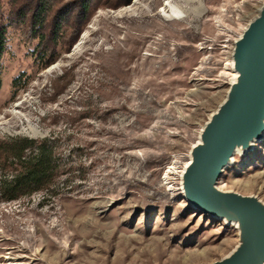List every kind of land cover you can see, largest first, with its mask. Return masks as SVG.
Returning <instances> with one entry per match:
<instances>
[{
    "label": "rangeland",
    "instance_id": "obj_1",
    "mask_svg": "<svg viewBox=\"0 0 264 264\" xmlns=\"http://www.w3.org/2000/svg\"><path fill=\"white\" fill-rule=\"evenodd\" d=\"M263 3L97 7L43 69L37 41L10 30L0 141L53 140L62 169L51 193L0 200V264H212L230 254L236 226L191 207L181 176L236 76L235 41ZM218 188L264 202V140L235 157Z\"/></svg>",
    "mask_w": 264,
    "mask_h": 264
},
{
    "label": "water",
    "instance_id": "obj_2",
    "mask_svg": "<svg viewBox=\"0 0 264 264\" xmlns=\"http://www.w3.org/2000/svg\"><path fill=\"white\" fill-rule=\"evenodd\" d=\"M232 65L237 76L191 148L181 190L195 210L233 223L239 232L235 249L212 264H264V202L218 188L235 154L264 140V3L235 41Z\"/></svg>",
    "mask_w": 264,
    "mask_h": 264
},
{
    "label": "trees",
    "instance_id": "obj_3",
    "mask_svg": "<svg viewBox=\"0 0 264 264\" xmlns=\"http://www.w3.org/2000/svg\"><path fill=\"white\" fill-rule=\"evenodd\" d=\"M132 0H10L9 11H3L0 0V87L3 60L8 49L9 31L24 33L37 41L32 56L40 68L50 67L57 55L61 41L70 31L79 34L81 27L90 20L94 10L101 6L117 8L129 5ZM73 20H77L76 26ZM70 46H62V50ZM60 52H62L60 50ZM24 74L12 82L14 95L28 83ZM9 165H4L8 163ZM0 200L15 202L36 193H51L61 175L57 146L53 140H33L25 137L7 138L0 141Z\"/></svg>",
    "mask_w": 264,
    "mask_h": 264
},
{
    "label": "bare ground",
    "instance_id": "obj_4",
    "mask_svg": "<svg viewBox=\"0 0 264 264\" xmlns=\"http://www.w3.org/2000/svg\"><path fill=\"white\" fill-rule=\"evenodd\" d=\"M232 67H233V65H232ZM236 76H237V75H236ZM256 143H258V142H255L254 144H256ZM237 155H240V152H239V151L235 154V156H234V161H235V157H236ZM182 173H183V172H182ZM226 223H227V221H226ZM230 224L234 225L233 223H230ZM234 226H236V225H234Z\"/></svg>",
    "mask_w": 264,
    "mask_h": 264
}]
</instances>
